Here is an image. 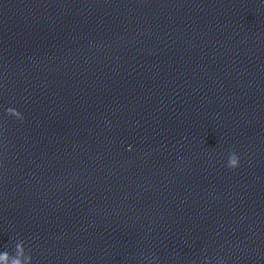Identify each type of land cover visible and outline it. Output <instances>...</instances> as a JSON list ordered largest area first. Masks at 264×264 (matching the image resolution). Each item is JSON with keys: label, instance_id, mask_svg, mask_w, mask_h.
I'll return each instance as SVG.
<instances>
[{"label": "clouds", "instance_id": "1", "mask_svg": "<svg viewBox=\"0 0 264 264\" xmlns=\"http://www.w3.org/2000/svg\"><path fill=\"white\" fill-rule=\"evenodd\" d=\"M6 114L8 116L15 117L17 120H20L21 122L24 120L23 114L15 108H12V107L7 108ZM239 165H240V157L235 152V150H232L229 154V157H228L227 167H229L230 169H235V168L239 167ZM8 254L9 253L7 251L3 252L4 256H7ZM221 264H224L223 260H221Z\"/></svg>", "mask_w": 264, "mask_h": 264}]
</instances>
